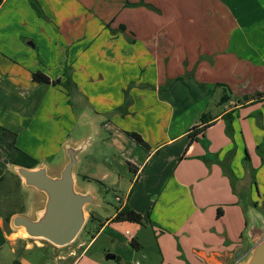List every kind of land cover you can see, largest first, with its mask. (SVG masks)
I'll list each match as a JSON object with an SVG mask.
<instances>
[{"label": "crops", "instance_id": "obj_1", "mask_svg": "<svg viewBox=\"0 0 264 264\" xmlns=\"http://www.w3.org/2000/svg\"><path fill=\"white\" fill-rule=\"evenodd\" d=\"M34 1L45 17L30 0L0 5V126L17 135L15 146H0V190L8 176L23 187L10 169L20 151L58 172L85 113L104 134L97 142L106 140L108 163L127 166L129 180L121 206L109 217L95 213L97 233L67 254L68 246L30 244L7 225L28 214L22 207L0 211V252L49 247L68 264H234L239 251L245 256L236 184L254 172L264 184V0ZM66 71L73 96L32 79L43 72L65 81ZM105 171L100 178L115 181ZM126 205L143 225L113 221Z\"/></svg>", "mask_w": 264, "mask_h": 264}, {"label": "water", "instance_id": "obj_2", "mask_svg": "<svg viewBox=\"0 0 264 264\" xmlns=\"http://www.w3.org/2000/svg\"><path fill=\"white\" fill-rule=\"evenodd\" d=\"M94 118L86 113L82 116L84 132L64 145L57 161L62 162L58 172L53 173L42 162L34 168L12 163L11 171L21 178L23 188L30 192L28 205L32 211L17 214L10 220L12 228L25 238L44 240L58 248L69 246L86 227L91 216L89 209L103 208L92 182L80 185L77 178L83 155L104 135L99 132ZM248 197L244 199L249 200ZM244 211L248 222L243 235L249 251L243 257L239 251L234 264H264V214L253 202L246 203ZM115 257L108 254L106 259Z\"/></svg>", "mask_w": 264, "mask_h": 264}, {"label": "rangeland", "instance_id": "obj_3", "mask_svg": "<svg viewBox=\"0 0 264 264\" xmlns=\"http://www.w3.org/2000/svg\"><path fill=\"white\" fill-rule=\"evenodd\" d=\"M83 132L84 129L82 128V132L79 134V136L76 137H80ZM104 142H106V140L99 142H97V140L94 141L91 151L83 155L85 156L89 154L84 158L79 170L81 178L88 177L89 180L94 181L92 185L93 187H95L99 201L103 206L102 209L94 208L95 211L89 209L90 215H93V217L95 213L100 215L101 217H107L109 215H112L116 211V209L121 206L120 201L124 195L121 191V186L124 182L129 180L126 173L128 170L127 166L121 165L120 162H112V165L108 163L109 150L105 146L106 143ZM251 169H254L253 166H251ZM105 170L112 172L113 175L111 174V180L115 178V181L113 180L112 182L107 180L108 177H105L103 179L100 178L102 173L106 172ZM77 178L80 182V185H88V183H85L83 180H81L78 175ZM245 181H247V184ZM237 183L238 184L236 185H238V189H241V206L243 207V210L246 203L248 204V202H253L258 205V209L264 214V184L258 181L255 172L251 176L247 175ZM118 185H120V188L116 189L115 187ZM256 185H258L259 189ZM245 186H247V188L244 190ZM26 190L27 189L21 187L19 183H13V181L10 179V176H8L7 179L3 182L2 188L0 190V201L4 198L3 205H0V211L6 209L19 210L20 207H22V210L24 211H32V209L28 205V203L30 202V192ZM246 196H249L248 198L250 199H244ZM90 219L91 216L89 217V220ZM99 227V221L90 220L76 242L64 248L62 250L63 253L67 254L70 251L77 250V248L84 240L88 242L92 238L93 234L97 233ZM35 241H40L43 243L45 242L43 240L29 239L30 244L34 243ZM241 241L242 243H247L243 237L241 238ZM104 243L106 244V239L102 237L94 246L91 253L96 252L98 248L100 249ZM29 248L31 249L26 250L24 245H19L15 254H11L8 247L5 248L0 252V264H16L17 262H19V264H68L70 262H55L54 258L56 257V254H54L52 251L53 249L49 247H46L45 249H38L35 246H29Z\"/></svg>", "mask_w": 264, "mask_h": 264}, {"label": "trees", "instance_id": "obj_4", "mask_svg": "<svg viewBox=\"0 0 264 264\" xmlns=\"http://www.w3.org/2000/svg\"><path fill=\"white\" fill-rule=\"evenodd\" d=\"M3 0H0V5L2 4ZM31 6L35 9V11L38 13V15L40 17H45L43 10L41 9L40 5L34 1V0H30ZM129 5H135V4H129ZM139 5V4H137ZM151 7V6H149ZM66 79L65 81H61L60 79L58 80H52L49 76H47L46 74H44L43 72H36L33 73L32 75V79L33 81L38 84V85H43V84H53V85H60L62 86L64 89H66L69 93L70 96H73L74 93L77 90V85L75 84V82L73 81L69 71H66ZM248 99V97L246 98ZM223 102L228 101V97L224 96L222 99ZM130 106V99L129 96H126L125 102L124 104L119 108L120 112H127L128 108ZM226 121H227V127H228V133H232V115L228 114L226 116ZM203 122H204V116H203ZM206 127V126H205ZM203 129H205L204 127L202 129L199 128H195L193 130V137L194 135L200 133L201 131H203ZM130 136L139 144L145 146V147H149V145L143 140V138L137 134V133H130ZM16 137L17 135L12 133L11 131L3 128L0 126V146L2 145V142H8L9 144H11L12 146L16 145ZM259 152L262 151L261 147H259ZM263 156V155H262ZM245 161H249V157L247 156ZM14 163L16 165H21L27 168H34L39 164V161L31 158L30 156H28L27 154H25L24 152L20 151L18 156L16 157V159L14 160ZM228 172L230 174L231 180L235 181V179L233 178V174L230 170V168H227ZM87 178L84 177L83 180H86ZM222 213V210H219V214ZM94 217L93 215H91V219L93 220ZM114 222H131V223H137L140 225H143L145 223L144 220V216L139 214L138 212L134 211L131 207H129L128 205H126L125 207H123L122 209H120L115 217L113 218ZM10 222V217L6 220L7 225ZM86 228V227H85ZM84 228V229H85ZM131 243L133 244V246L135 245V240H132ZM16 264H19V262H17Z\"/></svg>", "mask_w": 264, "mask_h": 264}, {"label": "flooded vegetation", "instance_id": "obj_5", "mask_svg": "<svg viewBox=\"0 0 264 264\" xmlns=\"http://www.w3.org/2000/svg\"><path fill=\"white\" fill-rule=\"evenodd\" d=\"M89 221H90V220H89ZM89 221H88V223H89ZM88 223H87V224H88ZM86 226H87V225H86Z\"/></svg>", "mask_w": 264, "mask_h": 264}, {"label": "built area", "instance_id": "obj_6", "mask_svg": "<svg viewBox=\"0 0 264 264\" xmlns=\"http://www.w3.org/2000/svg\"><path fill=\"white\" fill-rule=\"evenodd\" d=\"M119 200V199H118Z\"/></svg>", "mask_w": 264, "mask_h": 264}]
</instances>
